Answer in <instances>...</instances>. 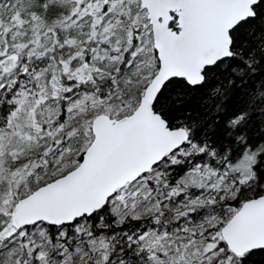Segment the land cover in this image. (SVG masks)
<instances>
[{
  "label": "snow or ice",
  "instance_id": "6c2138e0",
  "mask_svg": "<svg viewBox=\"0 0 264 264\" xmlns=\"http://www.w3.org/2000/svg\"><path fill=\"white\" fill-rule=\"evenodd\" d=\"M0 264H264V0H0Z\"/></svg>",
  "mask_w": 264,
  "mask_h": 264
}]
</instances>
